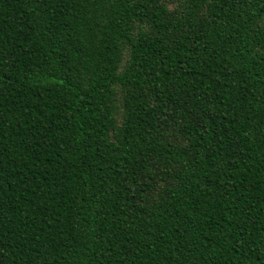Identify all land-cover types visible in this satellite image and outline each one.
Instances as JSON below:
<instances>
[{
  "label": "trees",
  "instance_id": "trees-1",
  "mask_svg": "<svg viewBox=\"0 0 264 264\" xmlns=\"http://www.w3.org/2000/svg\"><path fill=\"white\" fill-rule=\"evenodd\" d=\"M0 264H264V0H0Z\"/></svg>",
  "mask_w": 264,
  "mask_h": 264
}]
</instances>
